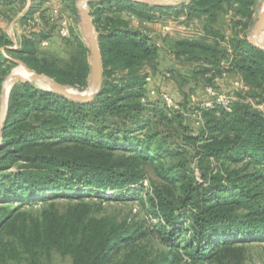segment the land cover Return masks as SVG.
<instances>
[{
  "label": "trees",
  "instance_id": "trees-1",
  "mask_svg": "<svg viewBox=\"0 0 264 264\" xmlns=\"http://www.w3.org/2000/svg\"><path fill=\"white\" fill-rule=\"evenodd\" d=\"M15 1L24 0L0 4ZM255 2H89L103 60L93 99L35 82L10 89L0 143V264H51L54 254L72 264H224L241 259L246 241L264 240V49L248 35ZM68 7L76 12L75 0ZM36 10L33 2L21 20ZM180 16L197 30L162 41L177 60L169 73L182 98L157 88L176 107L149 95L161 46L142 22ZM70 32V52L60 56L40 47L52 43L49 31L23 34L13 48L0 26V95L15 59L84 89L90 51ZM227 75L244 85L228 105L204 107L185 90L198 79L216 88ZM129 199L139 201L143 219L97 215L102 201Z\"/></svg>",
  "mask_w": 264,
  "mask_h": 264
},
{
  "label": "rangeland",
  "instance_id": "rangeland-1",
  "mask_svg": "<svg viewBox=\"0 0 264 264\" xmlns=\"http://www.w3.org/2000/svg\"><path fill=\"white\" fill-rule=\"evenodd\" d=\"M68 1L69 0H24L15 1L12 6L0 4V26L8 33V35L13 40V44L11 47L15 48L19 45V41L23 34H29L31 31H39L41 29L49 31L51 33V38L53 41L52 43L48 42L47 44L45 40H42L40 43V47L45 49L51 47L60 56H65V54H68L70 52L71 45L66 39L71 35V28H73L76 33H79V35H81L87 43L88 41L86 35L83 32L81 26V13L78 11V9L76 12L72 11L68 7ZM33 2L36 5L37 10L32 14V17L26 19L25 22L22 21V15L27 13L29 6ZM263 2L264 0H256L253 6V21L250 29L248 30L249 36L256 24L258 13L262 8ZM75 4L77 8V0H75ZM183 18V16H180L179 19L166 18L171 21V24H165V26H167L166 30H168V32H171L172 35H188L194 33L197 30L196 26L194 24H186L182 22L181 20ZM64 21H66L69 27L68 36H62L59 33L60 26ZM146 28L161 46L159 53L158 71L151 75L150 85L158 89L159 87H162V89L164 88V90L169 92L174 99L180 100L182 97L177 93H171L170 88L167 87V85L164 83L167 82V80L171 79L169 68L173 65L174 62H177V60L174 58V55L166 49L167 45L162 41V31L158 28L154 29L153 27L149 26ZM20 64L24 65L19 60L14 61V65L11 68L10 72L14 67ZM156 73L159 75V78L156 76ZM235 80L236 78L230 76L220 80L216 88H214L215 92L225 98L235 96ZM159 82L161 83L159 84ZM162 83L164 84L162 85ZM192 85L193 90H189L188 86H185V90L189 91V96H193L194 100H196L199 104H203L210 99L211 95L207 92V87L210 85H205L204 81L201 79H198L197 82H192ZM144 185H146V183H144ZM57 203L60 208H62V206L67 203V201L64 198H59L57 199ZM97 215H107L110 217H116V219L118 220L127 219L129 220V222H133L143 219L145 217V211L141 208V205L137 199H129L125 201L104 200L100 204ZM51 264L72 263L69 257H62L58 254H54ZM224 264H264V240L246 241L243 244V254L241 259L226 261Z\"/></svg>",
  "mask_w": 264,
  "mask_h": 264
},
{
  "label": "water",
  "instance_id": "water-1",
  "mask_svg": "<svg viewBox=\"0 0 264 264\" xmlns=\"http://www.w3.org/2000/svg\"><path fill=\"white\" fill-rule=\"evenodd\" d=\"M90 1L94 0H77V9L81 13V26L83 32L87 38V44L90 51V74L87 85L84 90H79L73 86L62 84L52 76L46 73H39L26 65L25 67L31 70L29 75H21L13 73L12 71L6 76L2 83L1 95H0V143L2 138V127L4 122L5 113L7 110V102L9 98V92L13 84L16 82H35L40 87L56 91L68 98L77 99L80 101H90L98 93L103 79V60L101 49L99 45L98 33L96 31L93 17L88 8ZM150 4L157 5H171L177 4L182 0H137ZM264 31V7L258 13L256 24L249 36V40L257 47L264 49V43L259 40L260 34ZM16 61V60H13ZM10 83V89L8 93H5V85ZM40 83V84H39Z\"/></svg>",
  "mask_w": 264,
  "mask_h": 264
},
{
  "label": "built area",
  "instance_id": "built-area-1",
  "mask_svg": "<svg viewBox=\"0 0 264 264\" xmlns=\"http://www.w3.org/2000/svg\"><path fill=\"white\" fill-rule=\"evenodd\" d=\"M59 33L62 36H68L69 35V27L66 23V21L63 22V24L60 26V30ZM147 81H148V89H149V95L151 96H160L162 99H164L166 101V103L170 106H176L175 102L173 100V98L166 92L164 91H159L157 88L153 87L150 85L151 82V76L147 77ZM235 88L236 89H241L244 87L242 81L238 78H236L235 80ZM207 92L211 95L210 99L207 100L206 102H204L202 104V106L204 107H212L215 103H222L224 105H228L229 102L231 101V99L234 97H223L219 94H217V92H215V89L213 86H208L207 87ZM192 99H194V97L192 96ZM177 107V106H176ZM197 119L196 123H199L200 121V111L196 110L195 115H194Z\"/></svg>",
  "mask_w": 264,
  "mask_h": 264
},
{
  "label": "crops",
  "instance_id": "crops-1",
  "mask_svg": "<svg viewBox=\"0 0 264 264\" xmlns=\"http://www.w3.org/2000/svg\"><path fill=\"white\" fill-rule=\"evenodd\" d=\"M4 5H7V4H4ZM8 6V5H7ZM228 13L223 15V20H226V18L228 17ZM166 23H169L171 24V21L169 19H165V20H159L158 22H142V25H144L145 27H153L154 29L155 28H158L159 30H161L162 32V36L164 37L166 34H169V35H172L171 32H168V30H166L167 26H165ZM156 76L158 77L159 75L156 73ZM230 75H227L226 77H229ZM230 77H233V76H230ZM159 78V77H158ZM164 82V81H163ZM161 82H159L160 84ZM167 87L170 88L171 90V93H177V94H180L179 93V90H178V87H177V84L174 80L172 79H169L167 80V82H164ZM162 83V85L164 84Z\"/></svg>",
  "mask_w": 264,
  "mask_h": 264
},
{
  "label": "bare ground",
  "instance_id": "bare-ground-1",
  "mask_svg": "<svg viewBox=\"0 0 264 264\" xmlns=\"http://www.w3.org/2000/svg\"><path fill=\"white\" fill-rule=\"evenodd\" d=\"M262 7H264V2H263ZM259 40H260L261 43H264V33L260 34ZM12 72L13 73H18V74H21V75H29L31 73V70L27 69L24 65L20 64V65H17L16 67H14ZM10 87H11L10 83H6V85H5V93H8Z\"/></svg>",
  "mask_w": 264,
  "mask_h": 264
}]
</instances>
